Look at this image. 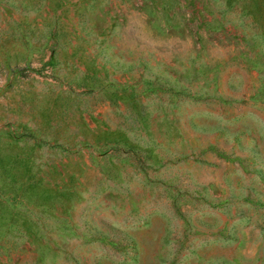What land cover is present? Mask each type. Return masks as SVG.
<instances>
[{
    "label": "rangeland",
    "instance_id": "374dc122",
    "mask_svg": "<svg viewBox=\"0 0 264 264\" xmlns=\"http://www.w3.org/2000/svg\"><path fill=\"white\" fill-rule=\"evenodd\" d=\"M0 264H264V0H0Z\"/></svg>",
    "mask_w": 264,
    "mask_h": 264
}]
</instances>
